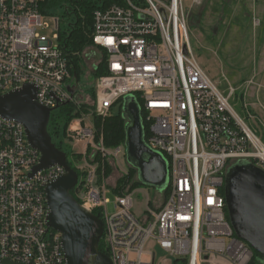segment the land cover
Wrapping results in <instances>:
<instances>
[{
    "label": "built area",
    "instance_id": "2783aa9c",
    "mask_svg": "<svg viewBox=\"0 0 264 264\" xmlns=\"http://www.w3.org/2000/svg\"><path fill=\"white\" fill-rule=\"evenodd\" d=\"M42 1L0 0V94L32 84L36 101L55 109L75 99L67 87L76 83H69L59 35L39 32L49 26ZM105 1L92 13V41L106 56V73L94 82V111L106 116L133 95L148 127L145 143L168 163L165 199L156 210L145 202L143 217L134 213L131 193L116 194L109 213L95 167L73 163L80 174L72 190L84 208L99 210L106 254L113 264H154L151 247L159 245L163 261L173 264H250L252 248L235 235L227 215L224 181L240 160L264 171V139L232 107L236 90L221 91L196 60L183 0ZM204 1L191 0L193 6ZM82 121L73 120L67 133L87 141L85 155L94 131ZM74 122L81 127L71 129ZM97 150L107 152L102 143ZM39 158L24 127L0 116V261L66 264L60 233L46 225L44 193L65 170L56 165L31 177Z\"/></svg>",
    "mask_w": 264,
    "mask_h": 264
},
{
    "label": "water",
    "instance_id": "95a60500",
    "mask_svg": "<svg viewBox=\"0 0 264 264\" xmlns=\"http://www.w3.org/2000/svg\"><path fill=\"white\" fill-rule=\"evenodd\" d=\"M67 90L73 96L77 85L68 86ZM36 91L34 85L24 84L0 94V116L20 123L30 146L40 153L31 177L56 165L65 170L44 188L46 225L60 233L66 264H113L98 248L103 234L101 218L84 208L71 193L78 173L70 167L66 153L52 142L47 125L53 109L36 101ZM122 111L127 119L124 141L127 162L136 170L140 183L163 191L168 183V163L162 153L145 143L140 109L133 95L123 98ZM224 197L235 235L257 251L261 255L260 264H264V171L248 161L235 162L225 175ZM0 264L21 263L5 258Z\"/></svg>",
    "mask_w": 264,
    "mask_h": 264
},
{
    "label": "rangeland",
    "instance_id": "374dc122",
    "mask_svg": "<svg viewBox=\"0 0 264 264\" xmlns=\"http://www.w3.org/2000/svg\"><path fill=\"white\" fill-rule=\"evenodd\" d=\"M183 6L189 29L190 47L199 65L221 91L228 93L230 87L236 90L230 99L232 107L243 121L264 139V113L259 106H264V28L261 30L264 27V0L255 2V16L260 18L256 26L254 20L258 18L255 17L250 19L245 17L244 24L241 21V25L238 24L239 15L235 16V0H205L199 6H193L191 0H183ZM56 18L59 19L58 29L55 28ZM43 22L49 26L40 29L39 32L52 39L54 34L66 29L69 20L58 15L45 16ZM53 41L56 43L55 39ZM91 51L89 49L83 52L84 70L79 79L69 81L71 85L74 83L77 85L76 100L87 104L93 103L90 90L95 82L92 66L96 63V59L90 57ZM120 109L122 110L121 103L114 107V111ZM89 112L81 117L82 125H88L94 131L93 146H89V150L87 149L89 152L82 154L80 159H72L70 152L67 157L74 164H82L87 160L95 167V183L98 187L105 188L104 197L109 201L105 208L110 213L114 211L116 200V194L112 189L118 178L127 175L132 167L126 160L124 144L118 146L121 148L120 151L115 150L118 147L109 149L103 145L107 150L105 155L97 150V146L100 143L103 144L102 135L98 141L95 140L96 128L93 115L91 111ZM80 127L81 125L77 122L70 126L71 129ZM86 142L80 138H70L66 131L65 144L69 151L82 153ZM97 153L101 156L99 159L96 157ZM105 163L109 165L108 175L105 174ZM134 179L137 180L136 173ZM81 180L82 176L79 175V181ZM166 192V189L159 191L139 182L133 190L129 191L134 201V213L142 217L145 202L151 206V203L159 196L164 201ZM119 194H125V192ZM151 250L155 253L154 264H173L170 260L163 261L167 256L159 245H153ZM213 264L222 263L213 260Z\"/></svg>",
    "mask_w": 264,
    "mask_h": 264
},
{
    "label": "trees",
    "instance_id": "16d2710c",
    "mask_svg": "<svg viewBox=\"0 0 264 264\" xmlns=\"http://www.w3.org/2000/svg\"><path fill=\"white\" fill-rule=\"evenodd\" d=\"M112 2H114V0L105 1V3ZM98 3L99 0H44L40 4V11L43 14L47 16L59 15V17H64L69 20L66 29L58 33V41L63 50L67 53L70 76L75 80L79 79V76L83 73L84 63L82 55L85 50L89 49L92 50L90 55L92 56L94 54L96 59L92 74L94 81L99 76L106 73L105 52L95 47L92 41V13L95 8L99 7ZM77 93L78 90L75 91L74 96ZM90 97L93 101L92 104L79 102L76 100L77 98H75L67 104L60 105L58 108L53 109L50 114L47 130L52 138V142L58 149L64 151L66 156H68L70 152L72 159H80L82 153H73L68 150L65 144L66 131L73 120L80 118L85 113H90L89 111H91L93 115V122L96 128V141H98L100 135H102L103 145L105 148L109 149L116 148L124 144L125 141V125L127 120L123 111L121 109L119 111H114L113 107L106 116L97 114L94 111L95 87H92L90 90ZM142 125L144 134L146 135L148 133L147 124L142 121ZM88 148L89 147H87V149ZM88 150L86 151L89 152ZM96 157L99 159L101 156L97 153ZM68 162L71 168H75L73 161L68 160ZM104 168L105 174L108 175V163H105ZM135 173L136 170L130 168L127 175L118 178L112 189L113 192L119 194L121 192L129 193V191L133 190L139 184V181L134 179ZM71 193L77 199L74 190H72ZM93 213L97 217H101L99 210H94ZM98 248L100 251L107 253L102 239L99 242ZM252 252V263L250 264H260L261 255L253 249Z\"/></svg>",
    "mask_w": 264,
    "mask_h": 264
},
{
    "label": "crops",
    "instance_id": "0c3cea01",
    "mask_svg": "<svg viewBox=\"0 0 264 264\" xmlns=\"http://www.w3.org/2000/svg\"><path fill=\"white\" fill-rule=\"evenodd\" d=\"M255 2H256V0H235V16H236V14L239 15L238 16V19H239L238 24L239 25H241L240 21L242 22V24H244L243 19L245 17L249 18V19L255 17V18H258V20L260 21V18L255 16V13H256ZM236 8H237V10H236ZM235 25L237 26V22ZM239 25H238V27H239ZM263 28L264 27H262L261 30ZM162 202H163V198L161 196H159L155 199L154 202L151 203V207L156 210L160 207Z\"/></svg>",
    "mask_w": 264,
    "mask_h": 264
},
{
    "label": "flooded vegetation",
    "instance_id": "af4514ba",
    "mask_svg": "<svg viewBox=\"0 0 264 264\" xmlns=\"http://www.w3.org/2000/svg\"><path fill=\"white\" fill-rule=\"evenodd\" d=\"M91 57L95 59V55L94 54ZM93 68H94V66H93Z\"/></svg>",
    "mask_w": 264,
    "mask_h": 264
},
{
    "label": "bare ground",
    "instance_id": "6f19581e",
    "mask_svg": "<svg viewBox=\"0 0 264 264\" xmlns=\"http://www.w3.org/2000/svg\"><path fill=\"white\" fill-rule=\"evenodd\" d=\"M166 196V195H165ZM149 204V203H148ZM149 206H150V204H149ZM151 207V206H150Z\"/></svg>",
    "mask_w": 264,
    "mask_h": 264
}]
</instances>
